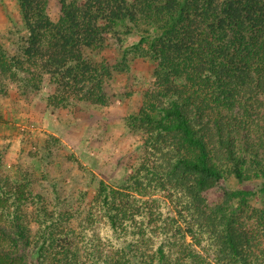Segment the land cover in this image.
I'll return each instance as SVG.
<instances>
[{
    "label": "trees",
    "instance_id": "obj_1",
    "mask_svg": "<svg viewBox=\"0 0 264 264\" xmlns=\"http://www.w3.org/2000/svg\"><path fill=\"white\" fill-rule=\"evenodd\" d=\"M18 1L27 36L21 56L0 44V95L4 78L23 97L45 81L43 110L106 106V81L136 61L153 84L127 117L143 159L90 198L99 231L72 229L60 195L48 204L24 171L0 175V264H203L197 247L264 264V208L250 205L264 198V0H62L55 22L49 0ZM109 47L114 64L96 54Z\"/></svg>",
    "mask_w": 264,
    "mask_h": 264
},
{
    "label": "rangeland",
    "instance_id": "obj_2",
    "mask_svg": "<svg viewBox=\"0 0 264 264\" xmlns=\"http://www.w3.org/2000/svg\"><path fill=\"white\" fill-rule=\"evenodd\" d=\"M61 1L49 0L47 15L54 22L61 16ZM26 36L19 1L0 0V44L10 56H21ZM137 41L133 38L127 44ZM96 54L112 64L120 60L111 47ZM130 65L128 72L116 73L106 81L113 96L106 106L78 104L43 110L50 93L45 81L36 95L23 97L17 81L2 80L0 175L9 177L24 171L50 205L55 203L57 192L74 214L70 227L76 231L86 223L99 231L95 222L87 220L91 196L100 182L116 189L126 186L145 154L142 136L128 129L127 117L153 84V64L136 61ZM236 185L233 179L227 180L228 187ZM250 205L261 210L264 198L257 195ZM26 213L31 220V208ZM195 250L204 258L203 264H217L202 248Z\"/></svg>",
    "mask_w": 264,
    "mask_h": 264
}]
</instances>
